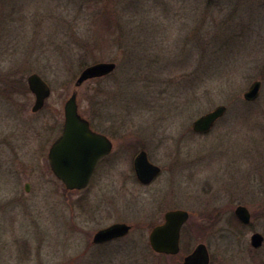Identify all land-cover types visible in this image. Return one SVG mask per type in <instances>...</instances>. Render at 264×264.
I'll return each instance as SVG.
<instances>
[{
  "label": "rangeland",
  "instance_id": "rangeland-1",
  "mask_svg": "<svg viewBox=\"0 0 264 264\" xmlns=\"http://www.w3.org/2000/svg\"><path fill=\"white\" fill-rule=\"evenodd\" d=\"M100 62L115 68L75 85ZM32 73L51 91L38 112ZM72 93L113 150L87 192L61 196L42 134L59 131ZM140 148L161 169L148 186L134 180ZM169 209L189 215L177 255L148 242ZM113 222L134 227L93 247ZM199 243L209 264H264V0H0V264H182Z\"/></svg>",
  "mask_w": 264,
  "mask_h": 264
},
{
  "label": "water",
  "instance_id": "water-1",
  "mask_svg": "<svg viewBox=\"0 0 264 264\" xmlns=\"http://www.w3.org/2000/svg\"><path fill=\"white\" fill-rule=\"evenodd\" d=\"M113 62H100L85 67L79 74L75 85L83 81L101 77L112 72ZM29 91L34 95L33 112L40 110L50 94L48 84L36 73L27 77ZM260 82H253L244 93L246 100L255 99L258 95ZM226 107L219 105L213 110L199 116L192 125L195 132L206 133L213 124L225 113ZM63 130L60 137L53 143L49 151L50 168L53 174L68 190L86 187L98 160L110 150V142L104 136L90 130L89 121L78 112L76 94L72 93L63 105ZM134 170L142 182L151 181L160 169L148 162L145 151H141L135 158ZM237 219L247 224L250 220L249 212L244 206H237L234 210ZM188 219L185 210L175 209L165 212L163 222L154 226L148 236L151 249L157 254L175 255L179 252L180 230ZM129 226L114 224L98 231L95 241L112 239L127 233ZM263 241L261 234L255 232L251 236V245L259 246ZM183 264H208L207 249L199 244L187 255Z\"/></svg>",
  "mask_w": 264,
  "mask_h": 264
},
{
  "label": "flooded vegetation",
  "instance_id": "flooded-vegetation-1",
  "mask_svg": "<svg viewBox=\"0 0 264 264\" xmlns=\"http://www.w3.org/2000/svg\"><path fill=\"white\" fill-rule=\"evenodd\" d=\"M42 108H43V107H42ZM40 110H41V109H40ZM40 110H39V111H40ZM37 112H38V111H37ZM218 120H219V119H218ZM62 130H63V123H62V125L60 126L59 131H58V127H57V126H48V127H45L44 133L42 134V137H43V138H42V145H43V146L45 145V144H44V141L47 143V142H49V141L51 140V141L49 142V144H48V149H47V154H46V158H47V162H48L49 170L51 171L50 173H51L52 176L55 178V180L58 182V184L62 185L63 188H64L63 191H62L61 196H62V195H65V194L67 193V191H68V192H76V193H80V194H81V193H84V192H87V190L89 189V187L92 185V181L95 179L96 176H98L97 173H96V171L98 170V168L101 166V164H102L103 162H106V161H107V159L109 158V155L112 153V150H113V141H112L110 135H108L106 132H104V131H102L101 129H98L97 127H94V126H92V125L90 124V130H91L92 132H94V133H98V134L104 136L105 139H106L108 142H110V150H109V152H108L107 154H105L104 156H102V157L98 160V162L96 163L95 168H94V171H93V173L91 174V177H90L89 182H88V184L86 185V187L81 188V189L68 190V189L65 187V185H64V184H63V183H62V182H61V181H60V180H59V179L53 174V172H52V170H51V168H50V162H49V151H50V148L52 147L53 143H54V142L60 137V135H61V133H62ZM56 131H57V134L55 133ZM54 133H55V134H54ZM142 150L145 151L143 148H140V150L137 152L136 156H137ZM145 153H146V151H145ZM136 156L133 158V161H132L133 171H134V180H135V182H136L138 185L148 186V185L152 184L153 182H155V180H156V179L158 178V176L161 174V169H160L156 164L152 163V162L149 160L148 155H147V153H146V156H147L148 162H150L151 164L157 166V167L160 169V171H159V173H158V174H157V175H156L151 181H149V182H142V181L137 177V175H136V173H135V170H134V161H135ZM107 163H108V161H107ZM30 188H31L30 183H29V182H25V184H24V186H23V189H24L26 192H29V191H30ZM170 210H175V209H169V210H167V211H170ZM167 211H165V212H167ZM165 212H164V213L162 214V216H161V221L158 222V223H156V224H154L153 226H151V229H152L154 226L159 225V224H161V223L163 222ZM188 218H189V215H188ZM187 220H188V219H187ZM187 220H186V222H187ZM186 222H185V223H186ZM185 223L182 225L181 230H180V239H179L180 249H179V252H178L177 254H179L180 251H181V233H182V228H183V226L185 225ZM114 224H126V225L129 226V229H128L127 233H125L124 235H121V236H118V237H115V238H112V239L103 240V241H95L94 236H95V234H96L98 231H100V230H102V229H105V228H108V227H110L111 225H114ZM133 227H134V226H133L132 224H128V223H125V222H113V223H110V224H108V225H105V226H103V227L98 228V229L93 233V235H92V237H91V239H90V244L93 245V247H94V246H103V247L106 248V246L109 245V243L114 242V241H116V240H120V239L126 237V236L132 231ZM199 244H201V243H199ZM199 244H198V245H199ZM193 250H194V249H193ZM193 250L187 252V254L183 256V260H184V258H185L187 255H189L190 253H192ZM177 254H175V255H177ZM207 254H208V251H207ZM166 255H167V254H166ZM183 260H182V264H183ZM208 264H209V254H208Z\"/></svg>",
  "mask_w": 264,
  "mask_h": 264
}]
</instances>
